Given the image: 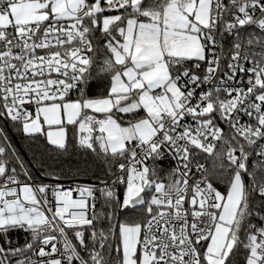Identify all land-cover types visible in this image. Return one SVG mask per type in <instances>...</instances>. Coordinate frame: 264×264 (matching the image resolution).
Segmentation results:
<instances>
[{"label":"snow or ice","instance_id":"obj_1","mask_svg":"<svg viewBox=\"0 0 264 264\" xmlns=\"http://www.w3.org/2000/svg\"><path fill=\"white\" fill-rule=\"evenodd\" d=\"M0 264H264V0H0Z\"/></svg>","mask_w":264,"mask_h":264},{"label":"trees","instance_id":"obj_2","mask_svg":"<svg viewBox=\"0 0 264 264\" xmlns=\"http://www.w3.org/2000/svg\"><path fill=\"white\" fill-rule=\"evenodd\" d=\"M20 142L18 141V144H19Z\"/></svg>","mask_w":264,"mask_h":264},{"label":"built area","instance_id":"obj_3","mask_svg":"<svg viewBox=\"0 0 264 264\" xmlns=\"http://www.w3.org/2000/svg\"><path fill=\"white\" fill-rule=\"evenodd\" d=\"M67 183V182H66Z\"/></svg>","mask_w":264,"mask_h":264},{"label":"water","instance_id":"obj_4","mask_svg":"<svg viewBox=\"0 0 264 264\" xmlns=\"http://www.w3.org/2000/svg\"><path fill=\"white\" fill-rule=\"evenodd\" d=\"M18 143V142H17Z\"/></svg>","mask_w":264,"mask_h":264}]
</instances>
